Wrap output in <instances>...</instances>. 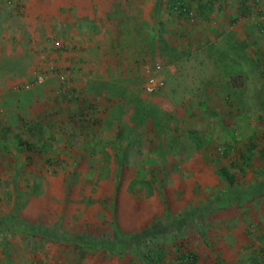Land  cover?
<instances>
[{
	"label": "rangeland",
	"instance_id": "374dc122",
	"mask_svg": "<svg viewBox=\"0 0 264 264\" xmlns=\"http://www.w3.org/2000/svg\"><path fill=\"white\" fill-rule=\"evenodd\" d=\"M163 1L0 0V264H149L148 239L152 264L261 248L264 0H215L208 22L207 0H183L187 18ZM113 10L152 48L122 67ZM253 142L250 167L231 166Z\"/></svg>",
	"mask_w": 264,
	"mask_h": 264
},
{
	"label": "trees",
	"instance_id": "16d2710c",
	"mask_svg": "<svg viewBox=\"0 0 264 264\" xmlns=\"http://www.w3.org/2000/svg\"><path fill=\"white\" fill-rule=\"evenodd\" d=\"M171 13H179V16H185L186 18L188 17V15L191 14L192 8L190 4L185 3L183 0H170L168 3ZM249 10L247 9L246 11L244 9L241 8V11L243 12V14H247L250 12L251 7H248ZM215 9V0H207V2H202L199 3L198 8H197V12L200 18H202L205 21H210L209 15L211 14V12H213V10ZM260 30H264V25L260 24ZM256 147V144L253 142L251 143L249 146H247V151L245 153H242L240 155V159L239 161H231V166L235 165V167H237L240 164H243L244 166L242 167H250V163L252 162V156L250 154V152H252ZM226 152H225V156L229 157L230 154L232 153L233 149L231 147V145L226 146ZM262 157H264L262 155ZM239 168V167H238ZM244 170V168H243ZM227 185L229 186V188H236L238 186L235 185V173H231V171L229 170L228 167H222L220 169ZM240 188V187H238ZM118 194V192H117ZM116 194V201H118V195ZM13 219L17 220L16 217H14ZM26 224H30L29 222H26ZM34 225V224H33ZM116 227V225H114ZM117 236L120 238L122 237V235L120 234V232L117 230L116 232ZM156 236V235H155ZM152 238V237H150ZM119 240V239H116ZM150 242H152L151 246H147L146 248H142L144 251V256L147 258L149 264H152L153 262H155V258H154V254L157 255V259L158 261H160L159 259V255L158 253L160 251H162V247H160V240L161 239H148ZM147 239L145 241H148ZM262 246L259 250L255 251V254H253L250 258H249V264H264V237H262L260 239ZM161 249V250H159ZM178 262L182 263V264H196L199 260V255L193 251H188L185 252L183 254H179L177 256L176 259ZM157 261V260H156ZM220 264H222V260H220Z\"/></svg>",
	"mask_w": 264,
	"mask_h": 264
},
{
	"label": "crops",
	"instance_id": "0c3cea01",
	"mask_svg": "<svg viewBox=\"0 0 264 264\" xmlns=\"http://www.w3.org/2000/svg\"><path fill=\"white\" fill-rule=\"evenodd\" d=\"M163 4H165L166 6H169L168 5V3L166 2V1H163ZM197 8H198V6H197ZM215 10V9H214ZM213 10V11H214ZM114 11V13H115V17H116V20H117V22H118V26L117 27H115L117 30L118 29H120L121 30V32H119V30H118V33H117V35L114 37V39H113V42H111L112 43V45H114L115 46V48L117 49V52H119V55L121 56L120 57V61H121V67H122V65H126L127 64V62H128V60H129V58L131 59V58H133V56H131L130 57V55H132V53H135V51H134V49H140V47L142 46V48H144L143 46L146 44V38L144 37H141L140 35H139V33H138V31L137 30H134V31H132L130 28H128V27H124V26H122V24H124V22H123V16L122 15H119V14H117L116 13V11L115 10H113ZM198 16V18L199 19H202V18H200L199 17V15H197ZM210 18V17H209ZM131 22H133V21H131ZM125 24H126V22H125ZM127 24H128V21H127ZM132 31V32H131ZM106 38V37H105ZM103 42L104 43H106V39H103ZM149 44V43H148ZM117 46V47H116ZM152 48H149V49H145L144 48V53L146 54L147 52H149V53H151L152 51ZM147 51V52H146ZM131 62V61H130ZM145 63V62H144ZM91 66H93L92 65V63L91 64H89L87 67L89 68V67H91ZM125 66H123V68H124ZM144 69H145V66L143 65V64H141L139 67H138V70L139 71H144ZM121 72L123 73V69L121 68ZM121 74V73H120ZM80 90V92L81 93H83V92H85V89H84V87H82V88H79L78 86H75V85H73L72 87H70V89H69V93H70V95L69 96H67L65 99H67V100H65V103H66V108H70L69 107V104L68 103H71V102H73L74 100V98H76L75 96H74V91L75 90ZM74 96V97H73ZM60 99V98H59ZM63 102V101H62ZM87 102V101H86ZM62 107H63V105H62ZM61 107V108H62ZM86 107H89V106H86ZM68 112H70V109H68V111H66V113H59V115L60 114H66L67 115V113ZM81 113H82V111H81ZM91 118V119H90ZM89 119H90V121H89V124L86 122V123H83V130H87L88 132H92V131H94V128H95V126L93 125V124H96L93 120H94V118L91 116V117H89ZM99 122L101 121V119H97ZM94 122V123H93ZM87 124V125H86ZM82 129V128H81ZM85 132V131H84ZM120 144V143H119ZM121 145V144H120ZM126 146V145H125Z\"/></svg>",
	"mask_w": 264,
	"mask_h": 264
},
{
	"label": "built area",
	"instance_id": "2783aa9c",
	"mask_svg": "<svg viewBox=\"0 0 264 264\" xmlns=\"http://www.w3.org/2000/svg\"><path fill=\"white\" fill-rule=\"evenodd\" d=\"M158 69H161V65L157 66ZM39 81H42L40 78ZM164 86V82L158 76H151L147 81L145 88L149 93L157 92L160 88Z\"/></svg>",
	"mask_w": 264,
	"mask_h": 264
}]
</instances>
